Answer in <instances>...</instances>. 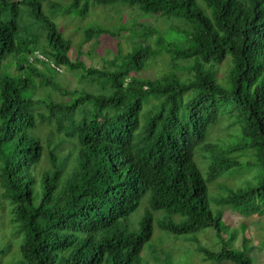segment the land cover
Here are the masks:
<instances>
[{
	"label": "trees",
	"instance_id": "obj_1",
	"mask_svg": "<svg viewBox=\"0 0 264 264\" xmlns=\"http://www.w3.org/2000/svg\"><path fill=\"white\" fill-rule=\"evenodd\" d=\"M117 1L163 20V29L137 20L89 26L75 57L59 19L87 16L90 0H0V217L10 216L23 235L13 264H144L161 209L169 214L161 227L174 234H224L219 250L198 240L205 259L255 264L248 223L230 228L226 209L242 218L264 215V0H94ZM101 35L114 58L89 65L81 47ZM36 51L76 71L81 86H63V70L38 56L32 61ZM164 55L167 67L147 74ZM14 57L17 70L24 66L19 76L3 71ZM225 64L218 74L215 67ZM225 101L242 128L238 142L218 149L208 134ZM197 145L210 160L207 177ZM250 148L258 182L219 196L214 212L209 182L243 165L239 153ZM240 231L242 245H231Z\"/></svg>",
	"mask_w": 264,
	"mask_h": 264
},
{
	"label": "rangeland",
	"instance_id": "obj_2",
	"mask_svg": "<svg viewBox=\"0 0 264 264\" xmlns=\"http://www.w3.org/2000/svg\"><path fill=\"white\" fill-rule=\"evenodd\" d=\"M47 3V2H46ZM46 3L44 6L47 7ZM91 9L87 16H72L62 15L59 19V25L65 32L66 36H69L73 41L72 55L77 56L79 49V42L82 38V29L89 26L103 25L110 28H118L121 26L122 21L144 22L146 24H155L159 28L163 29V20L158 22L154 16L147 15L142 10L140 11L138 5H130L121 1L112 2L108 4H99L90 0ZM137 7V8H136ZM64 26V27H63ZM120 39V38H119ZM119 39L114 38V42ZM123 47L127 50L131 43L128 38L124 37L120 39ZM108 38L101 35L94 38L92 41L82 45L81 58L89 65L103 67L106 64V60L114 58L115 51L108 45ZM14 56V55H12ZM229 61V60H227ZM168 64V55H164L160 60L154 62L148 66L147 74L153 75V73L160 71L162 68H166ZM16 58H8L4 61L3 71L10 72L14 76L22 74V69L17 70ZM218 74L219 71L226 72L228 66L225 64L223 67H215ZM63 72L57 76V80L63 86L76 87L79 85L76 71L62 69ZM61 70V71H62ZM90 90H96L93 85H89ZM49 89V88H47ZM45 91V90H44ZM46 92V91H45ZM54 97L57 100H62L64 97L61 93L53 91ZM228 106L224 105L222 109V115L219 121L212 125L208 134V140L218 144L219 147H226L227 145L234 144L239 141V134L241 131L242 119L239 116L238 111L235 110L233 104H229L228 101L224 102ZM225 114V115H224ZM226 119H223V118ZM223 119V120H222ZM48 126H42V132H46ZM69 145L65 143L63 145L64 150H68ZM248 152L239 153L238 159L243 165L235 167L224 175L209 182V194H210V207L214 212L218 211L220 207L217 205V199L222 194H227L230 189H238L247 184L258 182L259 165L257 164V158L253 149H248ZM195 159L200 166L203 174L207 177L210 160L203 156L204 151L201 145H197L194 148ZM207 159V160H206ZM147 206V199H144L142 205L132 214L130 218L131 227L138 226L139 220L143 217ZM226 220L229 223L230 228H235L240 225L242 220L248 223L249 235H251V244L253 250L250 255L253 257L255 264H264V215L245 217L231 209H226ZM3 213V210L0 209ZM0 217V248H3L7 244H11L8 251L4 254H0V264H13L21 255L20 246L22 243V236L17 235L15 225L12 224L10 216ZM169 216L165 209L157 210L153 225L154 233L151 240H149L142 251L144 264H237L228 259L222 261H213L205 259L202 252L198 250V240L201 244L209 247L212 250H219L224 245L223 236H218L211 228L202 229L190 234H174L163 227L161 223ZM173 218L176 221H181L183 216L181 214H175ZM225 220V219H224ZM5 233H4V232ZM230 234V231H228ZM227 239V237H225ZM197 240V241H196ZM233 246L242 245V232L238 234L235 241L230 243ZM229 245V246H231Z\"/></svg>",
	"mask_w": 264,
	"mask_h": 264
},
{
	"label": "built area",
	"instance_id": "obj_3",
	"mask_svg": "<svg viewBox=\"0 0 264 264\" xmlns=\"http://www.w3.org/2000/svg\"><path fill=\"white\" fill-rule=\"evenodd\" d=\"M35 53H36L35 56L31 58L32 61H34L35 57H37V56L39 58H44L45 60H49L46 57H44L41 53H39V51H36ZM49 61H50L51 65L55 66L58 70H60V71L62 70V68L60 66L55 65V63L52 60H49Z\"/></svg>",
	"mask_w": 264,
	"mask_h": 264
},
{
	"label": "water",
	"instance_id": "obj_4",
	"mask_svg": "<svg viewBox=\"0 0 264 264\" xmlns=\"http://www.w3.org/2000/svg\"><path fill=\"white\" fill-rule=\"evenodd\" d=\"M23 67H24V66H23V65H21V67H20V68H21V69H23Z\"/></svg>",
	"mask_w": 264,
	"mask_h": 264
}]
</instances>
